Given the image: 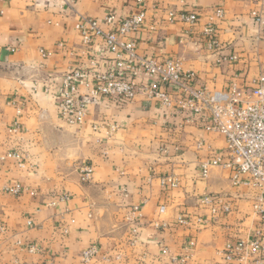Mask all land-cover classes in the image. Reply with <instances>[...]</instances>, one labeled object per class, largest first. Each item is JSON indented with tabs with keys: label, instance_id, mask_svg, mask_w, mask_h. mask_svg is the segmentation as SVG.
Instances as JSON below:
<instances>
[{
	"label": "crops",
	"instance_id": "obj_1",
	"mask_svg": "<svg viewBox=\"0 0 264 264\" xmlns=\"http://www.w3.org/2000/svg\"><path fill=\"white\" fill-rule=\"evenodd\" d=\"M140 11L143 24L125 38L139 55L179 58L195 86L248 87L264 75V0H0V264H212L261 227L251 207L260 190L246 175L223 166L200 174L202 161L224 154V137L204 128V115L188 122L158 104L142 74L132 100L101 96L84 104L81 124L61 118L62 75L83 68L91 82L114 63L103 40L86 43L76 25L89 18L106 30L107 13ZM183 11L196 14L192 26ZM207 24L216 47L200 37ZM168 176L175 187L161 184ZM205 195L229 198L234 210L212 219Z\"/></svg>",
	"mask_w": 264,
	"mask_h": 264
},
{
	"label": "built area",
	"instance_id": "obj_2",
	"mask_svg": "<svg viewBox=\"0 0 264 264\" xmlns=\"http://www.w3.org/2000/svg\"><path fill=\"white\" fill-rule=\"evenodd\" d=\"M221 15L222 12L218 10L217 16ZM172 17L170 14V21ZM144 18L142 11L123 19H117L113 12H109L103 18L107 25L106 30L101 29L96 20L89 18L76 25L86 43L90 42L92 36L103 40L106 49L113 54L114 63L107 71L97 72L91 82H88L83 68L65 72L59 82V114L70 124H81L85 115L84 104L87 101L101 96L117 101L132 100L142 89L139 82L142 74L151 80L149 94L158 104L173 106L188 122L198 121L204 115V128L221 134L226 141V147L221 156L208 158L200 163L201 176L206 177L214 166L231 168L235 171V177L246 175L248 179L245 184L249 188L260 190L251 207L263 221L253 236L235 244H226L220 251L222 260L212 264H264V241L260 239L264 234V75L253 78L248 87H241L235 81L230 82L227 89L222 91L197 87L193 84L194 73L185 70L179 58L159 61L139 55L136 52V40L125 38L143 24ZM179 18L191 26L197 21L193 12H180ZM150 28L153 29V26ZM214 33L212 24L205 25L201 31L200 37L207 38L211 48L218 46ZM41 53L44 57L50 55V52L43 50ZM80 87H86V94L83 96H78ZM83 172L85 178H89L91 169L84 167ZM161 184L175 187L177 180L171 176L163 177ZM19 189L16 187L12 191L18 193ZM200 207L212 219L225 217L234 210L232 201L222 195L203 196ZM163 209L161 206L160 211ZM194 220L198 225L206 224V216H195ZM189 221L183 217L177 218L178 224ZM3 229L0 222V231ZM28 250L32 252L35 248L28 246ZM96 252L95 247L84 250L82 259L89 260Z\"/></svg>",
	"mask_w": 264,
	"mask_h": 264
}]
</instances>
